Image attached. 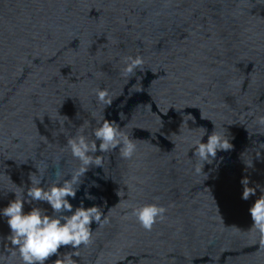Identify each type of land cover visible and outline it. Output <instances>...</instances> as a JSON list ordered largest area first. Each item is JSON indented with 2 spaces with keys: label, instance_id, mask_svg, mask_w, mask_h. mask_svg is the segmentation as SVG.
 Masks as SVG:
<instances>
[{
  "label": "water",
  "instance_id": "1",
  "mask_svg": "<svg viewBox=\"0 0 264 264\" xmlns=\"http://www.w3.org/2000/svg\"><path fill=\"white\" fill-rule=\"evenodd\" d=\"M136 55L142 72L124 76V58ZM97 88L112 93L110 107ZM104 113L128 124L138 149L132 160L105 154L103 169L77 185L73 205L88 191L97 199L85 206L100 205L109 219L92 225L77 264H264L249 214L264 189V3L0 0V209L26 193L37 168L44 186L57 169L70 178L80 165L67 140L81 125L91 139ZM214 127L233 148L196 175L191 145ZM245 176L260 185L248 201ZM153 202L168 211L149 232L129 205ZM9 233L0 217V255Z\"/></svg>",
  "mask_w": 264,
  "mask_h": 264
},
{
  "label": "clouds",
  "instance_id": "2",
  "mask_svg": "<svg viewBox=\"0 0 264 264\" xmlns=\"http://www.w3.org/2000/svg\"><path fill=\"white\" fill-rule=\"evenodd\" d=\"M264 3V0H260ZM144 57L142 55L127 56L124 58L122 74L131 77L137 71L143 70ZM132 88H135L133 85ZM96 100L104 105L105 109L113 104V95L107 88L95 90ZM124 116L120 113V119ZM186 116H191L186 115ZM193 117V116H192ZM195 122V118L191 120ZM259 122L264 124V116L259 117ZM188 124L183 118L181 128ZM97 126L92 129L91 139L84 132V126H80V132L67 140L65 148L69 150L72 158L79 161V167L70 173V178L60 179V171L54 173L57 179L49 186H44L43 170L37 168L36 172L30 174V186L24 195H15L6 207L0 209V217L6 219L10 233L3 237L7 244L6 255H0V264H77L74 257L79 256L81 246L87 247L93 242L96 229L92 225L104 227L109 223L108 215L105 214L100 205L86 207V200H95L97 197L85 191L79 206H74L71 200L77 197V185L82 184V178L92 167L102 168L104 166V155L117 149L121 158L132 160L137 153V141L130 136L125 128L121 127L115 120H108L104 115L96 120ZM215 126V125H214ZM189 127V131H192ZM207 135V141L204 137ZM233 148L230 139L214 130L191 145L193 153V172L196 175L206 174V165H212L217 160L219 152H227ZM99 153V154H98ZM222 159V158H221ZM251 167V165H246ZM39 175L41 178H37ZM243 186L241 199L248 201L257 197L260 185L250 186V179L245 176L240 181ZM91 186H98L95 181ZM260 195L249 208L252 220L251 229L264 237V189H260ZM119 195V193H117ZM46 203L49 208L40 207ZM30 210L26 211L25 206ZM35 205V206H33ZM106 206V201H105ZM130 215L135 217L137 223L145 230L152 231L158 222L166 219L168 209L159 203H145L140 205H129ZM71 248L70 251L62 252V248Z\"/></svg>",
  "mask_w": 264,
  "mask_h": 264
}]
</instances>
